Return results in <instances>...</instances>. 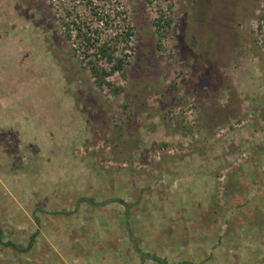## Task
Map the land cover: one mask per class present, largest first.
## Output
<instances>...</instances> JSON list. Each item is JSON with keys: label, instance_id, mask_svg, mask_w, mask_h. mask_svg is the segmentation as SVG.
<instances>
[{"label": "rangeland", "instance_id": "obj_1", "mask_svg": "<svg viewBox=\"0 0 264 264\" xmlns=\"http://www.w3.org/2000/svg\"><path fill=\"white\" fill-rule=\"evenodd\" d=\"M72 21L132 33L103 85ZM0 227L38 232L0 264H264V0H0Z\"/></svg>", "mask_w": 264, "mask_h": 264}, {"label": "trees", "instance_id": "obj_2", "mask_svg": "<svg viewBox=\"0 0 264 264\" xmlns=\"http://www.w3.org/2000/svg\"><path fill=\"white\" fill-rule=\"evenodd\" d=\"M102 18H105V15L102 16ZM104 22V23H102ZM168 22V21H166ZM107 23V18L102 19L101 23L98 22L97 26L104 27V25ZM72 24H75V30H76V36L78 37L80 43H81V53L83 54V58L86 60V62L89 64L90 70L96 79H98L99 84H104L106 82V78L110 75H112L114 72L122 70L124 67V64L126 63V59L128 55H124V57H119L116 55V52L118 51L117 45L121 40H126L131 36V32L127 31L122 36L118 33L116 34H105L104 37L100 35V32L97 28L92 29L91 26L88 24H85L84 22H81V25H76L75 21H72ZM93 24V23H92ZM65 28L70 29L71 25L70 23L65 22L64 23ZM94 26V25H93ZM121 38V40H118ZM123 42V41H122ZM126 44V43H125ZM128 44H126L125 48H127ZM109 64V65H108ZM82 201H87L92 205H98L100 203L94 201L93 198L83 197L81 199ZM126 211L124 212V217L127 219L129 215L128 204H125ZM47 213H50L52 211L46 210ZM70 213L68 211H60L59 213ZM38 220V217H37ZM38 232L35 230L31 235L30 239L27 245H23L21 243H18L16 241H13L12 239H9L2 227H0V244L10 248L12 250H15L17 252H29L33 249L34 244L37 241ZM134 251H137L139 260L144 263L147 260H153L157 262L158 264H175L171 263L166 257L157 255L155 253H151L149 251L143 250L139 246V240L136 235L130 233L129 234ZM177 264H204L202 263H195L191 260H181Z\"/></svg>", "mask_w": 264, "mask_h": 264}]
</instances>
